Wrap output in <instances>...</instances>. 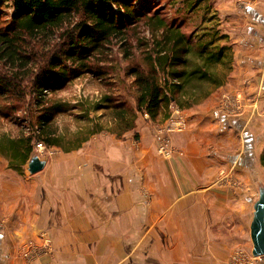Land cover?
Segmentation results:
<instances>
[{"label":"crops","instance_id":"crops-1","mask_svg":"<svg viewBox=\"0 0 264 264\" xmlns=\"http://www.w3.org/2000/svg\"><path fill=\"white\" fill-rule=\"evenodd\" d=\"M211 3L220 17V26L234 44L233 71L227 82L202 103L182 109L187 127L173 134L182 154L168 159L160 156L150 123L142 115L133 131L124 133L120 140L109 139L115 156L128 157L125 144L137 133L140 143L136 151L140 160L93 159L74 162L70 167L60 163L64 166L61 168L80 169L83 174L75 180L64 171L43 179L45 225L39 227L61 236L53 237L50 252L43 254L38 264H121L123 251L132 248L133 240L118 234L128 232L143 233L135 245H143L157 234L155 248L174 246L176 264H227L229 237L223 234L239 232L243 229L240 224L248 218L250 235L256 199L250 197L248 205L240 190L232 191L234 188L228 184L215 186L214 180L223 150L236 151L242 145L240 162L245 163L246 152L256 153L258 158L264 147V0H211ZM245 94L253 98L254 105L246 103ZM240 95L244 97L242 103L236 99ZM230 100L239 104L236 115H227L222 110V104ZM210 146L218 155H209ZM119 165V169L124 166L127 171L134 169L141 173L144 184L152 190L148 205L142 204V194L131 189L136 185L119 186L115 182L102 188L105 183L100 169L112 168L116 180ZM36 213L33 212L34 219L29 223L32 237L38 231L43 232L38 229ZM124 218L127 223L121 224ZM233 220L237 224H231ZM25 237L26 234L17 236L20 243ZM41 241V236L36 235L34 242ZM8 264L23 263L14 259Z\"/></svg>","mask_w":264,"mask_h":264},{"label":"trees","instance_id":"trees-1","mask_svg":"<svg viewBox=\"0 0 264 264\" xmlns=\"http://www.w3.org/2000/svg\"><path fill=\"white\" fill-rule=\"evenodd\" d=\"M162 1L178 5L172 19ZM202 6V25L214 21L211 0H0V117L22 128L19 136H0L10 167L23 166L36 143L71 151L103 130L121 136L139 114L162 122L173 106L194 107L224 85L233 70L228 34L218 21L186 29ZM118 54L121 65L128 62L119 70L132 79L134 103L118 92L75 104L53 97L84 75L104 81ZM12 98L26 116L15 115L21 106ZM74 110L85 118L107 111V126L101 114L66 137L56 120ZM259 159L264 166V149Z\"/></svg>","mask_w":264,"mask_h":264},{"label":"rangeland","instance_id":"rangeland-1","mask_svg":"<svg viewBox=\"0 0 264 264\" xmlns=\"http://www.w3.org/2000/svg\"><path fill=\"white\" fill-rule=\"evenodd\" d=\"M162 5L164 6V10L167 12L168 17L170 19L176 16L175 11L176 7L178 6L176 5V3L172 4L168 3L167 1H162ZM6 9L8 12L11 11V8ZM212 10L213 12H215L216 18L212 22L218 21L220 17L213 8V5ZM203 11L204 9L202 6L200 10L191 14L189 20L191 24L186 26V29H188V31L194 28H202L212 23H203L202 25L201 20ZM210 13L211 11L208 12L206 18L207 16H209ZM8 18V16L2 17V19ZM221 28L224 31V28ZM229 41L233 51L232 64H234V44L230 39ZM118 61H120L119 65ZM121 61V55H116L115 60L112 63L113 67L109 65L106 68L109 77H106L104 81H100L91 75H84L76 80H73L71 83L64 86V88L54 93L53 97L63 99L75 104L77 101L84 99L95 101L99 99L100 96L105 92H118L122 95L123 98L134 103L135 88L132 83H130L132 79L127 77L124 78V71L119 70L120 67H124V64H128V62L123 60V64L121 65ZM245 96L247 95L245 94ZM235 97L236 96L233 95L234 99ZM242 97L243 95H240V97L236 98L238 102L242 103ZM246 98L247 104L254 105L252 104L254 101L252 97L247 96ZM10 101H13V103L15 102L18 106H21L15 114L16 116L22 118L23 116L27 115V108L22 107L21 103L16 98H12V100ZM238 102L236 100H230V102L225 101V103L228 104L224 106L228 109V111H225V113H228L227 115H236L239 111ZM173 108L174 106L172 107V109ZM77 114H80L79 110L66 112L65 114L59 115L57 117L56 123L58 124V129L60 133L65 134L66 137H70L74 133L83 129L84 126L88 124V118H95L98 120L99 115L101 114H104V116L100 119V121L103 122L104 125L108 123L109 119L107 111L90 112L86 118L80 117L81 115ZM142 115L143 114H139V116ZM145 116L146 119L144 118V121L146 120V122L148 121L150 123L155 143H157L155 138V128L157 126H164L165 124L163 123H166L167 119L162 122H157L151 121L150 119H148L147 115ZM26 130L28 131V128H26L25 131ZM21 132V126L18 127L8 119H3L0 117V136L2 134H8L10 136L15 137L19 136ZM173 134L172 140L174 136ZM123 135L117 136L116 133H112L108 130H103L99 133L92 135L88 140L84 141L81 147H79L78 149L71 151H65L60 147H47L45 144L42 143L41 144L43 145V147H39L38 144L40 143H36L32 153H37L41 158H46L47 162L45 167L35 174H30L27 171L26 163L23 166H20L19 168L10 167L9 159L0 154V264H8L9 261H13L14 259L21 260L23 264H38L41 257L44 256L43 254H47L50 252L48 249L43 247L44 234L47 235L51 241L53 240L54 236H61V234L52 233L47 228L39 227V225H45V218L43 213V205L45 203L43 193L46 192L43 179L45 177L51 175L59 176L61 175V172L63 173L65 171V173L69 172V178L75 180L78 179L83 174V171H81L80 169L61 168L64 166L70 167L74 162L86 163L92 161L93 159H97V161L100 162L102 160H117L123 162L127 160H140V157L136 151L139 148L138 145L140 143L137 133H134L128 143L125 144V149L128 153H130L128 157L123 154H118L117 156H115L113 154L115 153V150H110L111 145L113 144L111 143V141H109V139L120 140L122 139ZM172 144L173 147H176L175 140L172 141ZM176 148L182 151L181 148ZM209 149L211 150L209 153L210 156L218 155L216 150L212 149L211 146L209 147ZM241 150L242 145L238 146L236 151L233 150L225 152V150H223L220 164L218 168L215 169V171L217 172V176L214 182L215 186L221 187L220 185L222 184H228L231 189L234 188V190L232 189V191L240 190V194L243 195L245 203L250 205V197L253 199H257L258 185L264 184V166L260 164V155L258 154L257 158V154H253V152H249L248 154L246 152L245 163L240 162L243 154L240 153ZM174 156L176 157V154ZM60 163L65 165L62 166L60 165ZM120 166L121 165H119L116 170V180H114L113 178L114 171L112 168L100 169L102 175L101 177H103L102 182L105 183L102 184V188H108V186L112 185L115 182H117L119 186L121 184H131L132 186L136 185L135 188L131 187V189L134 190V193H139L140 195L142 194V204L148 205L150 203V193H152V190L148 189V186L144 184L145 181L143 182L144 179H142V176L140 175L141 173L138 170L134 169H128L129 171H127V168H125L124 166L119 169ZM89 172L91 171L89 170ZM118 191H120V187ZM34 203L36 204L35 209L33 207ZM77 203L85 205L86 202L77 201ZM104 203L106 204L107 202ZM34 211L37 212V218L35 219L38 222V229L43 231H38L35 234V236H41L42 241L40 243L34 242L35 236L32 237L33 234L29 230V223L34 219ZM120 223L126 224V218L122 219ZM231 224H237V222L233 220ZM240 226L243 229H239V232L233 230L231 233L223 234L229 237L228 243L230 248L227 257V264L264 263V256L254 257L252 255V242L249 235V219L246 218L245 221L240 224ZM21 233L26 234V237L24 239L22 238V243H20L17 238L18 235H22ZM118 235L130 237V239L133 240L132 248L123 251L124 256L122 257L123 260L121 264H176V249H174V246L166 247L162 250H157L155 248V246L157 245V234H153L148 240H146L147 242H145L143 245L141 243L135 245V242L137 240L141 241L140 236L142 237L143 233L133 234L128 232ZM19 243L20 245H18Z\"/></svg>","mask_w":264,"mask_h":264},{"label":"water","instance_id":"water-1","mask_svg":"<svg viewBox=\"0 0 264 264\" xmlns=\"http://www.w3.org/2000/svg\"><path fill=\"white\" fill-rule=\"evenodd\" d=\"M47 159L32 153L26 162V169L30 174L41 171ZM250 238L252 241V255L264 256V184L258 185V197L253 203L252 220L250 223Z\"/></svg>","mask_w":264,"mask_h":264},{"label":"built area","instance_id":"built-area-1","mask_svg":"<svg viewBox=\"0 0 264 264\" xmlns=\"http://www.w3.org/2000/svg\"><path fill=\"white\" fill-rule=\"evenodd\" d=\"M243 99V97H242ZM228 105L227 103L222 104V110L225 112L228 111L224 106ZM239 107V106H238ZM164 126H157L155 128V138L157 141V152L164 158H170L175 154H182V151L176 147H173L172 144V134L175 132H181L187 127V116L181 108L174 106L171 110L169 118L166 120ZM39 147H43L40 143ZM52 241L50 238L44 234V244L43 247L51 250Z\"/></svg>","mask_w":264,"mask_h":264}]
</instances>
